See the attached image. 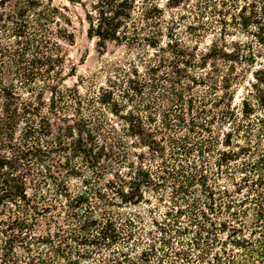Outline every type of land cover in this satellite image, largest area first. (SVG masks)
<instances>
[{
  "label": "trees",
  "instance_id": "obj_1",
  "mask_svg": "<svg viewBox=\"0 0 264 264\" xmlns=\"http://www.w3.org/2000/svg\"><path fill=\"white\" fill-rule=\"evenodd\" d=\"M88 1L132 53L65 86L67 8L0 0V264H264V0Z\"/></svg>",
  "mask_w": 264,
  "mask_h": 264
},
{
  "label": "rangeland",
  "instance_id": "obj_2",
  "mask_svg": "<svg viewBox=\"0 0 264 264\" xmlns=\"http://www.w3.org/2000/svg\"><path fill=\"white\" fill-rule=\"evenodd\" d=\"M46 1V0H44ZM56 6H65L67 15L70 17L75 28L74 45H63L65 54L67 55L66 65H73L76 68L74 77H65V86L80 85L82 79H94L98 83L103 82L104 70L110 64L123 62L131 56V50L127 48H118L113 44H107L105 48L96 45L95 40H90L86 34V25L82 22L83 10L77 4H70L67 0H51ZM89 2L88 0H81Z\"/></svg>",
  "mask_w": 264,
  "mask_h": 264
}]
</instances>
